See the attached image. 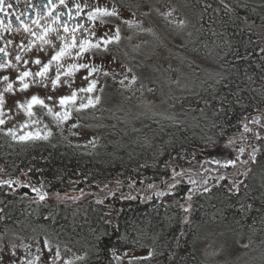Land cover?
Here are the masks:
<instances>
[{
	"label": "trees",
	"instance_id": "obj_1",
	"mask_svg": "<svg viewBox=\"0 0 264 264\" xmlns=\"http://www.w3.org/2000/svg\"><path fill=\"white\" fill-rule=\"evenodd\" d=\"M184 1L194 14L196 39L178 45L171 57L192 70L198 90L179 95L159 79L147 81L163 111L132 119L116 114L114 132L92 150L57 132L59 142L18 143L0 132V175L41 170L28 177L45 192L32 200L29 189L0 185V231L55 234L91 247L94 254L80 264H118L114 249L137 247L144 235L153 238L147 264H206L195 250L200 224L262 229V194L252 187L234 193L229 183L197 185L191 178L213 173L219 166L211 157L232 154L226 138L241 115L264 105V0ZM212 44H220L222 53L207 52L205 73L190 53L200 47L203 54ZM70 190L79 196L66 197ZM108 190L115 195L106 199Z\"/></svg>",
	"mask_w": 264,
	"mask_h": 264
},
{
	"label": "rangeland",
	"instance_id": "obj_2",
	"mask_svg": "<svg viewBox=\"0 0 264 264\" xmlns=\"http://www.w3.org/2000/svg\"><path fill=\"white\" fill-rule=\"evenodd\" d=\"M141 2V5L128 10L131 15L128 18L109 16V27L93 32L91 42H99L100 47L88 46L86 49L91 57L88 69L73 68V65L87 64L89 60L81 61L77 58L62 74L60 86L53 88L51 92L45 91V103L55 119L57 112L70 113L68 120L59 121L57 131L35 116L31 117L33 115L21 122L12 121L11 110L6 108L5 113L1 114L4 123L0 124V132L10 137L11 143L26 141L18 137L27 133L38 137L34 139L60 133L82 148L92 150L100 145L103 138L114 132L113 123L117 115L132 119L144 112L163 111L156 94H152L146 87L147 81L159 79L163 87H168L179 95L197 91L199 85L195 82L192 70L171 57L178 45H189L196 39L192 9L184 0ZM93 14L99 19V12L94 11ZM117 29L118 39L115 38ZM109 39L110 42L105 45L103 41ZM204 48L203 54L197 52L200 47H196L190 54L192 60L207 73L210 72L211 61L206 59L207 52L221 55L222 50L220 44ZM92 67L97 70L89 75ZM77 70L80 71L76 73ZM91 80H96L92 92L79 91L87 88ZM152 89L157 90L156 85H152ZM73 92L76 93L75 101L66 102L64 105L59 103L60 97L71 96ZM89 99L93 101V105L81 109L80 105L87 104ZM9 129L13 130L16 138L9 133ZM78 196L79 192L74 190L66 194L69 198ZM32 200H38V197L35 196ZM248 230L233 229L225 222H204L198 228L195 250L206 264H264V247L259 237L253 236ZM152 242L151 236L144 235L137 247L118 251L114 249L113 254L118 264H147L152 252ZM57 248L59 258H55ZM92 254L94 250L91 247L67 237L27 234L16 229L0 231V264H27L36 256L40 259L35 264H67L69 261L71 264H80L82 259Z\"/></svg>",
	"mask_w": 264,
	"mask_h": 264
},
{
	"label": "flooded vegetation",
	"instance_id": "obj_3",
	"mask_svg": "<svg viewBox=\"0 0 264 264\" xmlns=\"http://www.w3.org/2000/svg\"><path fill=\"white\" fill-rule=\"evenodd\" d=\"M141 1L143 0H63V3H61V0H5L4 11L0 12V20L3 21L0 23V48H4L7 55L0 53V62L7 66L0 68V93H3L4 97L3 107L0 108V119L1 114H4L6 108H8L13 116L12 121L21 122L25 120L29 115L25 109L18 106V102L26 105L31 97L35 95L45 103V91L51 92L53 88L56 89L60 86L61 76L69 68L71 62L79 58L81 61L89 59L87 64L91 63L90 53L87 51L81 52L80 47L84 45L87 49L92 44L91 35L93 32L109 27L110 21L107 17L113 15L104 14V9H107L110 13L115 8L118 13L115 16L128 18L131 16L128 10L141 5ZM8 4H11L12 7L8 8ZM97 8L101 9L100 14L97 16L99 19L95 18L93 14ZM17 16L20 19H17ZM25 25L31 31H26ZM32 33H35V35ZM73 37L76 44L75 47H70L73 43ZM85 41L89 43L85 44ZM62 48L65 49L64 55L59 60L52 61L46 75L44 77L36 76L35 73L41 71L43 66L48 64ZM17 55L21 56L19 61L15 59ZM36 59H39L41 63L36 64L34 62ZM25 71L31 72L32 75L25 77L24 81L21 82L18 76ZM57 71H59L60 77L55 87H53ZM79 71L77 70L76 73ZM5 76L9 79L4 80L3 77ZM9 83L12 84V90L5 91ZM23 83H27L28 87L23 88ZM6 97H8V100H6ZM48 109L40 104H35L31 108L33 113L31 117L35 116L36 119L46 122L52 130H57L59 121L49 113ZM254 118L258 119L259 123H254ZM239 120V128L231 132L226 138L228 142L229 140L234 141L231 143L232 150L230 153L232 154H225L214 160V162L219 161V163L216 162L219 167L213 173H207L203 177L198 176V179L192 177L191 181H194L193 184L196 183L197 185L204 182L206 186L229 183L230 189L234 193L252 187L264 196V105L247 107ZM245 123L252 129V132H244L243 124ZM236 124L238 125V123ZM254 133L259 135V140ZM241 135L244 139H240ZM5 136L11 141L9 136L6 134ZM46 139L59 142L62 137L51 135ZM242 146L245 148L243 154L238 152V149ZM253 146L258 149L255 162L249 157ZM228 159L236 160V164L226 165L225 162ZM244 161H248V163L245 164ZM30 172L42 173L43 171L22 169L18 171L19 175H2L7 177V181H11V183H4V181L0 185L5 184L4 186L9 190L29 189L32 194L41 196L44 192V186L30 179L28 177ZM38 182H42V179H38ZM125 187V180L119 182V210L123 209L126 200ZM110 191L108 190L109 194L106 199L108 196L113 197L115 195L114 191ZM261 223L263 224L262 229L258 227L251 228L248 231L252 232L253 236L259 237L262 244L264 242V217L261 218ZM262 246L264 247V243Z\"/></svg>",
	"mask_w": 264,
	"mask_h": 264
},
{
	"label": "snow or ice",
	"instance_id": "obj_4",
	"mask_svg": "<svg viewBox=\"0 0 264 264\" xmlns=\"http://www.w3.org/2000/svg\"><path fill=\"white\" fill-rule=\"evenodd\" d=\"M61 3H63V0H61ZM4 6H5V0H0V12H3V11H4ZM7 7H8V8H11L12 5H11V4H8ZM96 11H97V12H100L101 9L97 8ZM103 12H104V14H106V15H113V16L118 15V13H117V11L115 10V8H114V9L112 10V12H110V13L107 11V9H104ZM89 15L91 16L92 14L90 13ZM16 18H17V19H20L19 16H17ZM2 22H3V21L0 20V23H2ZM21 23H23V21H21ZM25 30H26V31H31V29L28 28L27 25H25ZM118 32H119V30L117 29V34H116V36H115L116 39L119 38V37H118ZM32 34L35 35V33H32ZM109 42H110V39H109V40H104V41H103V43H104L105 45H107ZM88 43H89L88 41H85V44H88ZM75 44H76V41H75V38L73 37V43H72V45H70V47H75ZM90 47H92V48H99V47H100V43L97 42L96 44H91ZM80 51H81V52L86 51L84 45H81V47H80ZM0 53H4L5 55H7V53L5 52V49H4V48H0ZM64 53H65V49L62 48L59 52L56 53V55H54V56L52 57V60H50V61L48 62V64H45V65L43 66V68L41 69V71L35 73V75H36V76H40V77H44V76L46 75V73L48 72V70H49V66L51 65L52 61L59 60L60 57H61L62 55H64ZM15 59H16L17 61H19V60L21 59V56H20V55H17V56L15 57ZM34 62H35L36 64H40V63H41V61H40L39 59H36ZM25 63H27V61H25ZM6 66H7L6 64H4L3 62H0V68L6 67ZM72 67H73V68H85V69H88V68H89V65H88V64H79V65H73ZM96 70H97L96 67H92V68L89 70V75H91L92 72H95ZM129 71H131V69H129ZM30 75H32L31 72H29V71H25V72L21 73V74L18 76V79H19L21 82H23V81H24V78H25V77H28V76H30ZM105 75H107V73H105ZM59 77H60V73H59V71H57L56 80L53 81V87H55L56 83L59 81ZM3 79H4V80H8L9 78H8L7 76H5V77H3ZM85 79H88V77H85ZM132 79H133V81H134V80H135V77H133ZM121 83L123 84V80L121 81ZM95 85H96V80H91L87 88H81V89H79V91H82V92H92L93 89H94V87H95ZM27 87H28V84H27V83H23V88H27ZM11 90H12V84L9 83V84L7 85V88L5 89V91H11ZM49 99H51V97H49ZM75 99H76V93L73 92L71 96H62V97H60V99H59V103H60L61 105H64L66 102H69V101H75ZM96 102H97V103L99 102V97L96 98ZM3 104H4L3 93H0V108L3 107ZM35 104H40V105L44 106L45 108H48V105H46L42 99H39V98H38L37 96H35V95L31 97V100H30L26 105H25V104H20V103L18 102V106H19L20 108L25 109V111L27 112V114H28L29 116L33 115V113L31 112V108H32V106L35 105ZM91 105H93V101H92L91 99H89L88 103H87V104L82 103V104L80 105V108H81V109H83V108H87V107H89V106H91ZM48 111H49V113H51V109H50V108L48 109ZM55 116L57 117L58 121H64V120H68V119L70 118V113L67 112V111H65V112H63V113L57 112V113H55ZM253 122H254V123H259V120L254 118V121H253ZM3 123H4V120H3V119H0V124H3ZM75 126H76V125H73V127H75ZM243 129H244V132H252V129L248 127V124H247V123L243 124ZM8 131H9V133H12V134H13L14 138H16V137H15V134L13 133V130H12V129H9ZM48 134L50 135L51 133L49 132ZM254 135H256L258 139L260 138L258 134H255V133H254ZM18 138H19L20 140H25V139L38 138V137H34L32 133H27L26 135H22V136H20V137H18ZM43 138L46 139L47 136H45V137H43ZM240 139H244L243 135L240 136ZM233 142H234V141L229 140V144H231V143H233ZM244 151H245V148H244L243 146L240 147V148L238 149V152L241 153V154H243ZM257 151H258L257 147L253 146V147H252V151H251V153L249 154V157H250V159H251L253 162H255V160H256ZM216 162L219 163V161H216ZM225 163H226V165H235V164H236V160H234V159H228ZM243 163L247 164L248 161H244ZM177 175H179V174H177ZM4 183H11V181H5ZM37 191H38V190H37ZM41 199H43V196H41ZM45 243H46V246H47V241H46ZM26 247H27V246H26ZM49 251H51V248H50V247H49ZM59 255H60V253H59V249L57 248V251H56V253H55V258H59ZM149 255H151V253H150ZM39 259H40V257H39V256H36V257L34 258V260H32V261H28L27 264H35V261H38ZM77 259H79V257H78ZM67 264H71V262L69 261V262H67Z\"/></svg>",
	"mask_w": 264,
	"mask_h": 264
},
{
	"label": "bare ground",
	"instance_id": "obj_5",
	"mask_svg": "<svg viewBox=\"0 0 264 264\" xmlns=\"http://www.w3.org/2000/svg\"><path fill=\"white\" fill-rule=\"evenodd\" d=\"M250 89V88H249ZM249 94V93H248ZM250 96V95H249ZM257 106V105H256ZM179 108V107H178ZM171 128V127H170ZM169 128V129H170ZM239 128V127H238ZM143 129V128H142ZM135 134V133H134ZM225 136V135H224ZM253 136V135H252ZM259 140V139H258ZM223 145V144H222ZM16 147V146H15ZM30 148V147H29ZM33 148V147H32ZM17 150V149H16ZM74 151V150H73ZM100 152V151H99ZM147 154V153H146ZM229 154V153H228ZM86 156V155H85ZM179 157V156H178ZM148 158V157H147ZM82 159H83V157H82ZM113 160V159H112ZM199 161V160H198ZM213 164V163H212ZM107 170V169H106ZM94 175V174H93ZM104 176H105V174H104ZM69 178V177H68ZM65 180H66V178H65ZM60 185H61V183H60ZM220 186V185H219ZM52 187V186H51ZM66 188V187H65ZM91 189H93L92 187H91ZM214 189V188H213ZM215 193V192H214ZM150 199V198H149ZM136 203V202H135ZM65 209V208H64ZM70 215V214H69ZM194 216V215H193ZM195 217V216H194ZM259 220V219H258ZM189 225V224H188ZM142 230V229H141ZM156 235V234H155ZM176 246V245H175ZM169 250V249H168Z\"/></svg>",
	"mask_w": 264,
	"mask_h": 264
},
{
	"label": "water",
	"instance_id": "obj_6",
	"mask_svg": "<svg viewBox=\"0 0 264 264\" xmlns=\"http://www.w3.org/2000/svg\"><path fill=\"white\" fill-rule=\"evenodd\" d=\"M211 159H215L214 157H211ZM0 181L2 182L3 180L2 179H0Z\"/></svg>",
	"mask_w": 264,
	"mask_h": 264
}]
</instances>
